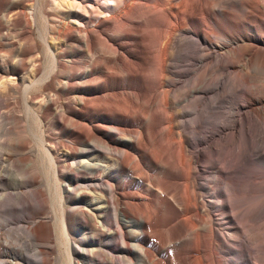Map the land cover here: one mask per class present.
<instances>
[{"label":"bare ground","instance_id":"obj_1","mask_svg":"<svg viewBox=\"0 0 264 264\" xmlns=\"http://www.w3.org/2000/svg\"><path fill=\"white\" fill-rule=\"evenodd\" d=\"M39 4L0 0V106L22 90L30 116L38 99L51 148H65L41 138L70 204L60 214L69 264H264V0H52L41 40ZM2 117L18 135L22 119ZM5 145L19 155L0 157V182L18 186L0 201L28 188L40 217L32 147ZM203 167L219 189L200 182ZM209 189L218 202L205 201ZM32 231L47 264L44 243L58 238L45 219Z\"/></svg>","mask_w":264,"mask_h":264},{"label":"rangeland","instance_id":"obj_2","mask_svg":"<svg viewBox=\"0 0 264 264\" xmlns=\"http://www.w3.org/2000/svg\"><path fill=\"white\" fill-rule=\"evenodd\" d=\"M41 7H45L46 11H49L50 17H47L41 13L39 10ZM32 13H34L32 20L34 22L33 24L39 40H41V34L48 33L50 36L51 27L53 25V22L50 20V18L56 13L52 9V0H40L39 6H34V11H32ZM44 60L45 66L47 65L49 67L51 65V61H49L48 58H45ZM0 89H2L1 79ZM41 93H44L46 96H50L48 92L41 91L40 87L36 88V90L33 92V96L40 95ZM16 96L18 97V105H13V107L11 106L7 108L0 106V157H18L19 154H15L12 149L5 145L9 141L13 140L15 142L16 139L17 143L21 141L22 143L29 144L32 147L29 154L31 155L30 157L34 162V173H37L41 177V182L38 184V187L45 193L44 198H46V201L45 205L42 203L45 207L42 209L43 213L40 215V217L35 216L33 213V210H38L37 208L39 206L36 202L31 200V197L29 196L31 194L28 192V188H20V190L25 193L24 197L14 194L13 196L8 197L6 200L0 201V264H16L17 262V264L40 263L41 257L37 254V246L41 244V242L36 240L37 237L32 229L41 219H45L51 223L52 231L54 232L53 238H58L48 246L47 243H44L46 244V247L51 249L50 253L44 255L48 259L47 264H69L68 250L64 244V237L62 233L63 227L60 214L62 212V208L64 206L68 207L70 204L67 202V198H64L61 201L57 197L59 186L56 183L53 166L50 164L48 156L40 143L41 138H44L45 146L48 148L52 147V139L46 135L50 130V120H46L44 123L40 121L37 114V104H35L37 103L38 99L34 101L29 99V103L30 105H33L35 111H32L31 115L27 116V105L24 103L22 90H20ZM10 109H12L11 112H9ZM4 113H11L22 119L19 125L15 128L16 131H19L18 135L13 133L11 134L10 132L6 131V127H13L14 120L3 119L2 116ZM57 140L60 144L67 141L69 142V139L63 135H61ZM51 149L54 154L58 153L60 156H63L65 148L61 147L58 151H56L55 148ZM202 169L204 173L200 182L205 184L207 188L215 187L216 189H219V187L216 186L213 181L216 177V169L207 167H203ZM17 186L18 185H14L9 178H6L4 182H0V194L7 191V189H12L13 187ZM209 192H203L204 199H206L205 201L213 202L212 199H214V202H218L217 197H210L211 192L214 191L209 189ZM26 195L28 197H26ZM94 195L95 194H92L91 196ZM28 199H30L29 202H27ZM31 201L32 203H30ZM214 213L218 218V225L216 228L223 234L226 244L228 246L235 247V241L231 238L229 232H227V220L224 219L222 215H218L219 212L217 209L214 210ZM232 225H239L238 221L234 222ZM73 237L80 238L81 234L77 232ZM16 251H19L24 255V261L20 262L21 260L17 258ZM226 257L233 258L232 255Z\"/></svg>","mask_w":264,"mask_h":264}]
</instances>
